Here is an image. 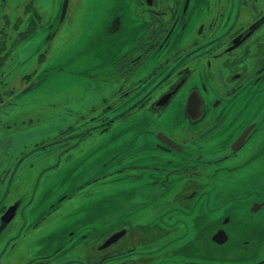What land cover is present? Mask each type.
<instances>
[{
    "label": "flooded vegetation",
    "instance_id": "obj_1",
    "mask_svg": "<svg viewBox=\"0 0 264 264\" xmlns=\"http://www.w3.org/2000/svg\"><path fill=\"white\" fill-rule=\"evenodd\" d=\"M131 2L143 28L124 49L106 43L109 55L98 67L109 69L114 86L92 119L105 122L108 132L135 115L140 133L126 142L133 156L117 164L114 155L116 165L100 175L66 174L73 193L34 214L29 185L19 193L15 187L29 172H36L30 186H37L72 144L97 142V125H84L85 135L66 148L61 141L74 125L17 143L7 156L12 126L1 115L37 68L27 66L11 79L5 64L19 57L20 43L41 32L37 61H47L65 15L58 21L61 5L50 9L49 0H0V264H264V0ZM119 3L118 26H127V0ZM213 28L220 31L213 34ZM34 55L29 51L25 64ZM213 76L218 83L208 92ZM171 108L177 111L173 130L164 119ZM54 144L61 148L49 149ZM68 151L61 167L69 163ZM118 175L137 177L147 188L176 182L175 175L181 179L160 200L163 206L155 203L139 215H102L103 226L77 234L80 224L66 217L70 209L58 210L62 202Z\"/></svg>",
    "mask_w": 264,
    "mask_h": 264
},
{
    "label": "rangeland",
    "instance_id": "obj_2",
    "mask_svg": "<svg viewBox=\"0 0 264 264\" xmlns=\"http://www.w3.org/2000/svg\"><path fill=\"white\" fill-rule=\"evenodd\" d=\"M121 0H69L68 12L64 14L65 20L57 30L50 47L47 61L38 62V50L42 45L44 32L33 37V41L26 40L20 43L15 51L18 52L16 59L7 60L5 64L8 70L9 78L14 77V73L21 71L27 66L37 68V72L29 82H25V87L21 91V95L16 97L15 104L10 105L7 112L1 115L2 123L9 122L12 126L9 132L12 133L11 144L6 150L7 156H13V148L17 143L33 140L35 136H51L52 133L64 129L69 130L72 125L75 126L70 133L66 134L64 140L61 141L66 148V143H71L73 138H79L85 135L84 125H97L92 129V135L97 142L92 145L82 143L77 146L71 145L63 151L59 166L46 174L42 175L37 186L31 185L34 181L36 172H29L23 177L22 182L15 187L14 193H19L24 188L26 182L31 188L32 196L30 205H35L34 211H44L49 208L51 201H54L59 195L65 192H72L70 181L66 178V174L72 175H90L95 170L99 175L111 169L123 157L133 156L132 148L127 149L126 142L135 140L140 132H138L137 118L135 115H128L123 121L124 124L109 130H103L105 122L100 119H92L102 113L100 105L103 98L110 95L114 81L111 80L109 69L103 71L105 66H99L100 62H105L109 55L106 43L112 47L120 46L126 48L128 38L142 30L139 24L136 12L132 6L131 0H127L126 19L129 22L127 26H118L123 20L120 13ZM55 4V9L61 5V0H49V8ZM135 16L133 18V14ZM224 27V26H223ZM213 28V34H217L218 30ZM212 31V32H213ZM193 32V31H192ZM190 32L189 34H191ZM127 37V38H126ZM109 40V42H107ZM29 42L32 46H29ZM25 44L27 47H25ZM210 45V44H209ZM207 45V48L210 46ZM31 53H35L33 57L27 60L26 64L22 58ZM211 59V58H209ZM151 67H147L149 70ZM199 69L205 70L204 66ZM99 71V73H97ZM207 71V70H205ZM18 82V80H16ZM209 90L217 85V77L211 79ZM215 94V93H213ZM211 94L209 98L213 96ZM131 99V98H130ZM95 108V109H93ZM93 109V110H92ZM112 111H108L110 114ZM177 113L175 108L167 110L164 115L165 120H169V130H173L171 122ZM102 115H105L103 113ZM139 119V118H138ZM0 123V130H3ZM77 124V125H76ZM166 125V127H167ZM7 143L4 144V148ZM108 145V147H106ZM61 145H51L49 149L57 150ZM44 149V148H43ZM115 149V154L111 156V152ZM68 151L66 163L62 166V157ZM138 154V151H134ZM116 156V160L111 159ZM148 159H146L147 161ZM160 166H168L160 164ZM92 168L94 170L92 171ZM26 166L22 165L21 171ZM84 170V171H83ZM82 171V172H81ZM96 173V174H97ZM95 174V176H97ZM164 175L161 170L159 176ZM144 178V177H143ZM173 180H180V175L172 176ZM134 180L132 176L118 175L107 177L98 181L95 186L87 187L81 190L79 195H75L71 199L64 200L58 210L69 208L66 217L80 224L76 227L77 234L80 231H96L93 228L103 226L104 220L102 215H139L141 211L147 209L153 204L161 205L163 198H167L170 190L178 182H157L154 187H143V180L135 178V185L131 186L130 181ZM125 182L127 184H125ZM167 183V184H166ZM115 184V185H114ZM36 189V190H35ZM28 191V197L31 194ZM71 193V194H72ZM178 201V200H177ZM127 205V206H126ZM73 206V207H72ZM181 210V208H179ZM178 210L177 215L183 220L185 215ZM92 217H90V216ZM68 222V223H69ZM68 227L74 228L71 223ZM89 233V232H88Z\"/></svg>",
    "mask_w": 264,
    "mask_h": 264
},
{
    "label": "water",
    "instance_id": "obj_3",
    "mask_svg": "<svg viewBox=\"0 0 264 264\" xmlns=\"http://www.w3.org/2000/svg\"><path fill=\"white\" fill-rule=\"evenodd\" d=\"M66 6H67V0H62V2H61V12H60V16H59L58 21H60L61 18L63 17L65 9H66Z\"/></svg>",
    "mask_w": 264,
    "mask_h": 264
}]
</instances>
